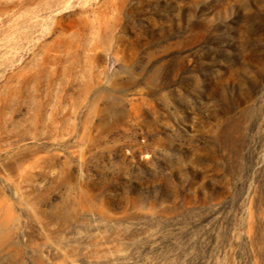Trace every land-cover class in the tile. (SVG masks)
I'll return each instance as SVG.
<instances>
[{
	"label": "rangeland",
	"instance_id": "rangeland-1",
	"mask_svg": "<svg viewBox=\"0 0 264 264\" xmlns=\"http://www.w3.org/2000/svg\"><path fill=\"white\" fill-rule=\"evenodd\" d=\"M0 264H264V0H0Z\"/></svg>",
	"mask_w": 264,
	"mask_h": 264
}]
</instances>
